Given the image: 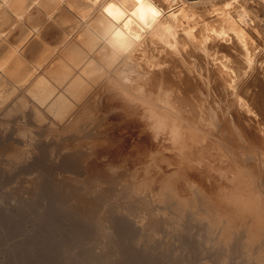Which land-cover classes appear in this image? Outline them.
I'll list each match as a JSON object with an SVG mask.
<instances>
[{"label":"bare ground","instance_id":"obj_1","mask_svg":"<svg viewBox=\"0 0 264 264\" xmlns=\"http://www.w3.org/2000/svg\"><path fill=\"white\" fill-rule=\"evenodd\" d=\"M218 2L222 5L211 8ZM202 5L200 19L195 9ZM73 16L77 22L68 24ZM174 55L188 68L184 75L174 71L179 65L170 63ZM134 66L142 67L149 94L158 83L167 87L186 119L180 125L189 139L199 135L194 123L199 84L193 68H207L215 96L228 102L212 107L214 122L206 133L212 139L199 146L188 140L180 152L153 146L143 133L153 115L120 81L129 78L126 71ZM13 117L23 121L25 135L44 125L56 134L58 121L60 145L70 150L106 148L116 142L110 134L114 128L141 130L131 157L150 156L143 171L111 180L101 171L91 172L79 179L85 183L75 192L77 206L98 221L113 218L114 204L106 197L121 182L122 201L140 195L134 209L143 212L138 217L153 233L162 225L177 234L190 233L197 224L211 251L217 250L216 262L203 255L206 263L264 264V0H0V120ZM99 118L104 130L93 134L89 124ZM20 151L10 154L22 159ZM70 153L65 163L76 166V152ZM157 164L158 175L151 173ZM218 171L233 172L232 183L220 182ZM105 183L106 189L99 188Z\"/></svg>","mask_w":264,"mask_h":264},{"label":"rangeland","instance_id":"obj_2","mask_svg":"<svg viewBox=\"0 0 264 264\" xmlns=\"http://www.w3.org/2000/svg\"><path fill=\"white\" fill-rule=\"evenodd\" d=\"M218 5L222 4L218 2L216 6L211 8H217ZM202 6L195 9V16L201 14V11L204 12L205 7ZM188 12L192 13L193 10ZM73 17V20L69 21L68 24L77 22V17ZM200 17L201 15H199ZM55 43L52 42L53 47ZM170 59V63L177 62L179 64L174 68L177 74L184 75L187 73L188 68L182 64L183 60L180 56L174 55ZM186 61L192 60L186 59ZM134 67L130 71H126L129 78L122 77L120 81L124 86V90L133 95L136 103L149 110V113L153 115L149 120L151 124L147 125L143 132L153 146L161 151L180 152L183 150L182 148H187L185 143L188 140L191 145L199 146L212 139V135L206 134L208 133L207 130H211L212 122H214L212 120V107H219L216 103L220 102L221 106H226L228 102L226 103L222 99L219 101L220 97L215 96V90L213 89L212 91L211 89L214 83L209 82L211 77L207 73V68H193V75L199 84L195 92L196 100H194V108L197 112L194 123L199 135L198 138L189 139L185 128L180 125L181 123L185 124L186 119L182 118L178 112L177 105L173 103L172 94H167V87H163L158 83L152 93L149 94V85L144 82L143 73H139L142 67ZM257 113L259 114L258 111ZM179 115L181 118L177 119ZM18 118L0 120V264H123V262L124 264H197L204 258L203 255H208L204 260L209 261L212 259L216 262L217 256L214 252L217 253V250L211 251L214 248L207 245L204 241L203 230L197 224L192 225L193 228H191L190 233L185 232L183 234H177L176 232L178 231L176 229L173 230V233L171 231L173 228L169 225H162L159 231L155 233L143 226L144 224L141 220L144 217L143 212L134 209L138 208L137 199L140 195L133 196V198L131 197L127 200L123 197V201L126 200L124 203L121 197V189L123 187L121 182H118L113 194L106 197L109 201H107L108 204L112 203V205H115L116 203L120 206V208L116 209L115 206L117 205H113L116 211L113 210L112 215L114 214L116 219L110 216L109 220H107L108 218H105L106 220L103 219V223L101 222L102 220L98 221L92 215L93 219L90 216L92 213H89L87 208L84 209L77 206L75 192L77 189L83 188L85 183L79 179L86 180V175H91V172L101 171L103 177L111 180V178H118L119 175L130 177L134 171H143L144 165L149 162L150 156L146 155L145 158L138 157V159L137 157H131L137 151L135 147L140 135H142L141 130L138 131V129L131 128L117 130L114 128L110 131V134L117 139L116 142L112 140L110 146L106 148L80 146L76 150H70L60 145L61 136L58 132L60 123L58 121L56 134L54 132L49 133V129H47L49 131H45L44 125L42 128L44 130L41 129L38 132L34 128L37 132H28L25 135L21 133L23 121ZM99 123L100 118L90 122L89 126L93 134L104 130V127L99 129ZM33 133L38 135L36 134L35 136ZM13 149L22 150L20 151L24 154L22 159L21 157H19L20 159L18 157L15 158V156L10 154ZM72 151L76 152L74 156L79 159V163L76 166H69L65 163ZM158 167L159 164L152 166L151 173L158 175ZM215 173L218 175L216 177H220L218 179L220 182H222V178H226L223 182L229 183L227 181L230 180V183H232L233 172L226 174L218 171ZM80 174H83V176ZM140 177L139 175V179ZM102 186L106 189L107 184H100L99 188H103ZM114 220H116V224H114ZM107 225H112V227L110 228ZM114 226H117V231H114L116 229ZM118 226L123 227L118 230ZM165 226L168 227L166 228ZM107 228L109 230L114 228L112 230L114 232H109ZM194 229L195 231L193 232H196L195 236L194 233L191 234ZM122 230L125 231L122 232ZM187 233L191 234L192 241L188 239L191 236ZM109 236L113 239V243H111L112 240ZM198 237L201 238L199 239ZM166 239L167 241H165ZM193 239H197L199 244L201 243L200 240H202L203 245L200 244V246L203 248L197 249V243ZM187 240L192 246H188ZM183 241H185V244ZM169 242L170 244L167 247ZM104 244L106 245L104 246ZM108 245L110 246L109 248ZM193 246H195L194 250ZM170 248H176L177 251L181 249L178 252H180L179 254H181L182 258L177 251L174 249L171 251ZM207 248H210V250ZM133 253L135 255H132ZM195 254L198 256L196 259L193 256ZM156 255L158 257H155ZM172 255H177V257ZM187 256L194 260L189 259ZM160 257L162 258L161 261ZM135 258H141L142 260ZM197 258L200 260L197 261ZM202 262L210 264V262L206 263L203 260ZM215 262L212 263L217 264Z\"/></svg>","mask_w":264,"mask_h":264},{"label":"clouds","instance_id":"obj_3","mask_svg":"<svg viewBox=\"0 0 264 264\" xmlns=\"http://www.w3.org/2000/svg\"><path fill=\"white\" fill-rule=\"evenodd\" d=\"M103 103H104L105 105H107V104H108V98H107V97H105V99H104Z\"/></svg>","mask_w":264,"mask_h":264}]
</instances>
